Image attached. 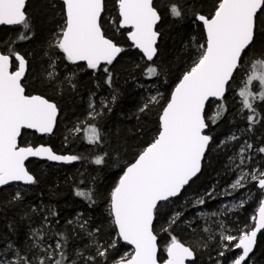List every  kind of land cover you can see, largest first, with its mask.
Instances as JSON below:
<instances>
[{
    "label": "snow or ice",
    "instance_id": "snow-or-ice-1",
    "mask_svg": "<svg viewBox=\"0 0 264 264\" xmlns=\"http://www.w3.org/2000/svg\"><path fill=\"white\" fill-rule=\"evenodd\" d=\"M28 2L0 0V26L16 30L15 39L6 42L8 47L0 51V186L12 182H23L27 186L37 184V177L25 164L30 157L68 164L84 159L81 155L57 154L50 146H22L20 143L25 130L53 134L61 112L56 100L46 92L32 94L28 83L30 62L12 46L30 41L36 35ZM116 2L118 17L113 18V22L117 31L127 29L128 40L142 53L143 76L146 80L160 78L163 75L159 64L162 32L158 24L164 13L159 0ZM61 3L62 23L46 41L47 68L40 74L43 77L40 83L54 91L67 83L75 90V72L62 79L58 70V65L67 61L75 65L77 71L86 68L93 75L103 73L104 83L111 88L114 73L110 66L125 48L105 34L106 0H61ZM163 6L167 14L178 21H183L190 12L193 23L202 26L203 32L200 38L191 37L186 45L190 63L170 94L165 98L159 90L155 94L149 92L137 108L139 120V114L147 115L158 106V127L156 134L132 159L121 163L116 155L114 165L119 173L114 174L117 179L106 197L112 229L109 239H101L104 228L93 227L84 213H77L61 224L60 213L55 208L33 205L24 213L29 226L23 242L0 236V264H197L200 249L208 247L207 241L217 239V256L224 259H217L215 264L226 261L246 264L250 259L257 234L264 230V141L260 146L249 139L239 143L241 137L233 133L218 144L210 133L228 111L226 94L233 89L238 77L241 86L237 95L242 105L239 114L247 121L241 134L253 133L257 125L264 127V47L260 48L259 57L249 56L257 51L258 42L264 38V0H214L207 13L177 0H167ZM95 96L96 93H92L89 97L86 119L70 132L83 134L87 144L98 150L92 163L106 166L113 155L108 150L110 145L106 147L107 136L97 123L88 121L111 113L117 95L113 92L110 100L101 97L99 107L93 99ZM213 103L215 107L209 112ZM245 109L249 113L246 116L243 115ZM233 141L239 143V147L229 157L227 167L236 179L228 186L232 192L225 189L223 194L232 195L249 185L258 189L261 198L258 213L252 217L255 223L234 235L221 222L218 238L211 234V228L204 227L202 231L210 233L207 240L201 237L186 243L174 234L173 226L178 227V222H182L192 228L195 221L184 217L187 207L183 211L174 210L177 201L202 173L206 154ZM257 156L261 159L257 160ZM24 195L17 190L9 203H22ZM74 195L82 198L89 208L97 202V190L93 187H77ZM244 195L251 199L253 193L249 188ZM205 196L215 198L213 192ZM205 196L190 204L185 201V205H205ZM244 202L241 199L240 204ZM169 209L172 211L167 212ZM197 216L208 218L217 213L199 212ZM8 229L13 235L17 234L14 225L10 224ZM192 231L197 230L192 228ZM161 233L168 237L163 248ZM84 237L87 242L81 247L77 242ZM121 243L131 246V251L121 254ZM235 250L240 251L234 258L226 255Z\"/></svg>",
    "mask_w": 264,
    "mask_h": 264
},
{
    "label": "trees",
    "instance_id": "trees-1",
    "mask_svg": "<svg viewBox=\"0 0 264 264\" xmlns=\"http://www.w3.org/2000/svg\"><path fill=\"white\" fill-rule=\"evenodd\" d=\"M166 2L167 0H159L161 11L164 13L162 21L158 24V29L162 32L159 41V64L163 68V75L157 79L158 85L164 90L165 98L170 94L172 86H175L179 75L190 62L186 45L193 35L200 37L203 32L202 26L193 23L190 12L183 21L175 20L168 15L167 8L163 6ZM177 2L186 3L189 7L194 5L197 10L205 13L214 4V0H177ZM109 7L116 10L115 0H106V11L103 19L105 34L125 48V52L110 66L114 73L113 86L110 88L104 83L103 73L93 75L92 71L86 68L83 71H77L75 65H70L67 61H64L58 65L61 78L63 79L64 76H69L70 73L75 72L73 83L76 84V88L73 90L65 83L60 86L59 91H54L51 88L45 89L44 85L40 83L43 78L40 74L43 67L47 66V57L44 56V52L48 50L46 41L57 26L62 23L63 6L60 0H29L28 2V11L33 18L36 35L30 41L17 42L12 46L30 62L31 75L28 76V83L31 86L30 91H32V94L46 92L47 96L56 100L61 112L58 116L57 127L52 135L39 136L35 132L25 131L20 143L21 145L44 143L49 145L56 153L81 155L84 159L70 164L46 161L27 162V168L37 177L38 183L21 187L20 191L25 193L22 203H9L16 192L12 186L0 189V236H7L17 241V243L23 242L29 226V222L24 218V213L33 205L43 204L55 208L60 213L61 224L67 219L74 218L77 213H84L85 216L91 219L93 227L104 228L101 239H109L108 233L112 229L110 217L105 208L108 206L107 194L117 179V175L114 174L119 173L118 167L114 165L116 155H119L121 163L132 159L133 155L146 146L156 134L159 116L157 106L147 115L139 114V120L136 118L138 115L137 108L143 103V98L148 95L144 88L138 86V82L151 80H146L143 76L145 60L142 54L129 44L127 30L117 31L116 26L113 28L109 21H106L105 16ZM115 16L118 17L117 11ZM15 37V29L10 26H0V51L5 50L8 47L6 42L14 40ZM263 45L264 38H261L257 47H263ZM136 65H140V67L137 68ZM62 66H64L63 69ZM113 92L117 95V101L111 105L112 112L102 118L99 117L95 121H88L97 123L98 127L102 129L107 136L106 147L110 145L108 150L113 152L106 166H97L92 163V159L98 154V150L87 144L82 138L83 134L67 136L64 126L86 119L87 100L92 93H96L93 98L97 100L101 95L111 96ZM257 103L261 102L257 101ZM228 107V114H230L233 112V105H228ZM226 117L223 116L218 125L213 126L211 129L210 134L214 136L217 143L220 142L222 135L226 134L230 128V123H228ZM263 128L259 131L260 141L264 137ZM226 164V156L221 148H216L210 154H206V160L202 163V173L198 174V179L194 178V183L190 182L191 187L183 193L175 208L181 211L180 208L184 205L182 202L184 199H189L192 194L197 192L206 193L213 184L219 185L221 182L228 180ZM81 181H84V183L81 184ZM18 185L21 186V184ZM77 187L95 188L97 190L96 204L89 208L82 198L76 197L74 191ZM252 188L256 190V188ZM205 199L207 200L208 197L205 196ZM259 200L258 195L252 203L244 205L240 211L235 213L232 217L235 222L234 226L238 229L248 230L254 224L252 217L255 216ZM190 202L192 200H189ZM210 203L212 202L207 203L206 201L205 205L197 206H208ZM188 208L191 213L194 212V207ZM185 213H187V210ZM34 219L36 223H39L38 218L34 217ZM178 223V227L173 226L175 229L174 234L182 241L190 243L200 240L201 237L206 239L205 235L200 236L202 232L196 226V222L192 224V228L197 230L195 233L192 228H189L188 224ZM10 224L15 226L16 235L9 232L8 226ZM159 227L160 225H157V229ZM164 237L168 239L167 234L162 233L161 248L165 242ZM121 248L129 249L123 243L120 244L119 251ZM203 249L206 250L199 251L197 264H209L207 254L210 257L217 254L214 245L211 243H208V247ZM237 252L235 250L230 254L226 253V255L233 258ZM263 254L264 230L257 239L255 250L250 259H258Z\"/></svg>",
    "mask_w": 264,
    "mask_h": 264
},
{
    "label": "rangeland",
    "instance_id": "rangeland-1",
    "mask_svg": "<svg viewBox=\"0 0 264 264\" xmlns=\"http://www.w3.org/2000/svg\"><path fill=\"white\" fill-rule=\"evenodd\" d=\"M115 6H116V10H115V8H114V10L116 12L117 11V2H116V0H115ZM211 9H212V7L209 9V11ZM114 10L111 7H109L108 12L106 13V16H105L106 21H109L110 25H112L113 28H114V26H116V24L113 22V18L117 17V16H115ZM117 14H118V11H117ZM193 36H195V35H193ZM197 38H200V37H197ZM258 45H259V42H258ZM261 47H257V51L255 53H249V56L250 57H259V51H260ZM263 47H264V45H263ZM133 49H135V48L133 47ZM44 68H47V66L43 67V69ZM63 68H64V66H62V69ZM186 68H184L183 71H185ZM43 69H42V71H43ZM183 71H182V73H183ZM180 75H179V77H180ZM139 85H145L146 87L144 89L147 91V93L151 92L152 94H155L156 91L159 90V92L164 95V90L161 88V86L158 85V80L157 79H154V80H151V81L141 80V81L138 82V86ZM240 86H241V79L238 77L236 84L233 85V89H231L229 91V93L226 94L227 99H226L225 103H226L227 109L229 108L228 105H233V112L228 114V111H227L223 115V116H227L226 118H227L228 123H230V128L227 130L226 134L222 135L223 137L221 138L220 141L225 140L226 137H228L229 135L235 133L236 135L241 137L239 143H243V141L245 139H249L256 146H260L261 141L259 139V131L262 128L260 125H257L255 127V131L253 133H247V134H244V135L241 134V130L245 129L247 127V121L242 119L241 115L239 114L242 105H241V98L237 95V92H238V89H239ZM172 87H174V86H172ZM101 97H107L109 100L111 99L110 95H101L97 100L93 98L96 101V103H97V107H99V100H100ZM88 104H89V99L87 100V113H88V110H89L88 109ZM214 107H215V103H213L209 107V112H211ZM247 112H248V110L245 109L244 112H243V115H245V116L248 115L249 113H247ZM86 117H87V114H86ZM98 118L99 117H97V119ZM77 125H78V122L71 123V124H66L64 126L65 134H67V136H70L71 134L73 136H75L76 133L70 132V130L73 129L74 126H77ZM262 141H264V137H263ZM239 143L233 141V142H229L226 147L225 146L219 147V148L222 149V152L225 153L226 163H227L226 167L229 166V163H230L229 162V157L234 155V153L236 152V150L239 147ZM40 144H44V143H40ZM26 145H31V144H26ZM32 146H35V145H32ZM219 148H217V149H219ZM260 159H261V157L257 156V160H260ZM226 172H227V174L229 176L228 180H226L225 182H221V184H219V185L218 184H213L209 188V190L206 192V193L213 192V196L215 197L214 199L208 198L206 200L207 203H209L210 201L212 202L208 206H203V207L197 206V208L194 207L193 208L194 212L191 213L189 211V208H188L190 206L185 205V201L189 202V200H192V202H193L196 199H198L199 197L205 196V193H203V192H197L195 194H192L189 197V199H184L182 201L184 203L183 207L184 206L187 207V213L184 214V217H186L189 221H193L194 220L196 222V224H197L196 226L199 227L201 229V232H202L201 235L200 234L199 235L200 236L205 235L206 236L205 240H207V237H208V235L210 233H205V232L202 231V229L204 227L211 228L212 229V233L211 234L216 235L217 238H218L220 232L222 231V229L219 227V224L221 222H223L225 228H227L228 231L231 232V234L239 235L240 234V230H242V229H238L236 226H234L235 222H234L232 217L235 215V213L240 211L244 205H246L248 203H252L254 201V199L256 198V196L259 195V197L261 198V194L258 191V189L254 190L250 185L246 189H241L238 192H233L232 195H224L223 191L225 189H228L229 192H232V190L230 188H228V186L236 179V175L234 173L230 172L228 170V167H227V171ZM8 186H12L14 188V190L17 191V190H21V187H23L25 185L21 184V186H19L18 184H11V185H8ZM249 188H250L251 192L253 193L251 199H249L247 196L244 195V193L246 191H248ZM213 189H214V191H213ZM241 199H243L245 201L243 203V205L240 204ZM258 206H259V202L257 203V208H258ZM106 207L107 208H105V210L107 211L108 206H106ZM183 207L180 208V209H182L181 211H183ZM174 210L175 211H179L177 208H175ZM166 211L170 212L172 210L169 209V210H166ZM184 212H186V211H184ZM199 212H204V213L216 212L217 216L208 217V218H201V217L197 216V213H199ZM184 217H182V220L184 219ZM180 223H182V222H180ZM183 224H185V223H183ZM84 238H85V240H84ZM84 238L77 242V244L79 246H81V247L83 246L84 243L87 242V238L86 237H84ZM164 240H165L164 243H166L167 242V238L165 239V237H164ZM208 243L213 244L214 245V249L217 252L219 251V248L217 247L218 239L217 240H209ZM200 250L203 251V250H206V249H203V247H202ZM128 251H131V249L130 248L127 249V250L122 249V248L120 249V253L121 254L124 253V252H128ZM237 251L239 252L240 250H237ZM217 259L223 260L224 258L223 257H218L217 254L216 255L213 254L211 257L209 256V254H207V262L209 264H215ZM225 264H228V262L226 261ZM247 264H264V254L262 256H259L258 259H256V258L249 259Z\"/></svg>",
    "mask_w": 264,
    "mask_h": 264
},
{
    "label": "water",
    "instance_id": "water-1",
    "mask_svg": "<svg viewBox=\"0 0 264 264\" xmlns=\"http://www.w3.org/2000/svg\"><path fill=\"white\" fill-rule=\"evenodd\" d=\"M60 2H61V0H60ZM125 30H127V29H125ZM128 42H129V44L130 45H132V42L130 41V40H128ZM132 47H134L133 45H132ZM135 48V47H134ZM136 49V48H135ZM136 50H138V49H136ZM139 51V50H138ZM140 52V51H139ZM81 64H83V62H81ZM25 131H30V132H35L34 130H25ZM36 133V132H35ZM37 135H39V136H44L45 134H39V133H36ZM40 145H44V146H49V145H46V144H38V145H35V146H40ZM22 146H24V145H22ZM32 146V145H31ZM34 146V147H35ZM57 154H59V153H57ZM29 161H46V162H50V163H63V162H55V161H48V160H46L45 158H39V157H30L29 158V160H27L26 162H25V164L27 163V162H29ZM26 167H27V165H26ZM11 184H23V182H12ZM10 184V185H11ZM24 185V184H23ZM8 186V185H7ZM7 186H0V189H3V188H5V187H7ZM257 213H258V208L256 209V212H255V215H257ZM254 223H255V221H254ZM263 231V230H262ZM261 233H258L257 234V239H258V237H259V235H260ZM256 243H257V241H256ZM127 247H129L130 249H131V246H128V245H126ZM255 246H256V244L254 245V248H253V252H254V250H255ZM252 254L253 253H251L250 254V257L252 256ZM249 261V259L246 261V263Z\"/></svg>",
    "mask_w": 264,
    "mask_h": 264
},
{
    "label": "flooded vegetation",
    "instance_id": "flooded-vegetation-1",
    "mask_svg": "<svg viewBox=\"0 0 264 264\" xmlns=\"http://www.w3.org/2000/svg\"><path fill=\"white\" fill-rule=\"evenodd\" d=\"M35 94V93H34ZM55 130V129H54ZM52 135V134H51ZM44 136H50V135H44Z\"/></svg>",
    "mask_w": 264,
    "mask_h": 264
}]
</instances>
